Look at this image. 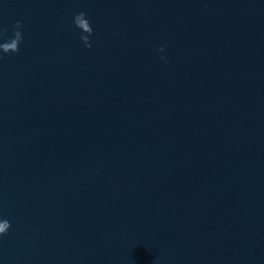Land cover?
<instances>
[{"label":"water","instance_id":"95a60500","mask_svg":"<svg viewBox=\"0 0 264 264\" xmlns=\"http://www.w3.org/2000/svg\"><path fill=\"white\" fill-rule=\"evenodd\" d=\"M17 21L0 264H264V0H0Z\"/></svg>","mask_w":264,"mask_h":264},{"label":"clouds","instance_id":"9594fccd","mask_svg":"<svg viewBox=\"0 0 264 264\" xmlns=\"http://www.w3.org/2000/svg\"><path fill=\"white\" fill-rule=\"evenodd\" d=\"M75 27L81 30L83 33L81 35V40L83 41L85 47L91 49L92 48V41L91 37L94 34V29L92 27L91 21L87 17L86 12H80L75 15L73 19ZM23 24L21 21H17L13 28L15 29L13 36L10 39L4 40L6 36L7 29H0V52L3 54H12V53H19L20 45L24 40L23 32L20 30L22 29ZM160 51H164V48L161 47ZM2 59V56H0ZM162 59L167 62L166 57H162ZM12 227L11 222L7 219L0 218V237L6 235L10 228Z\"/></svg>","mask_w":264,"mask_h":264}]
</instances>
